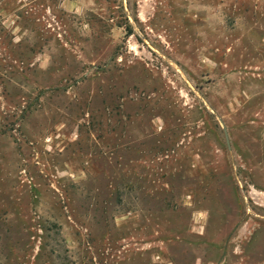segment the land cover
I'll use <instances>...</instances> for the list:
<instances>
[{"label":"rangeland","instance_id":"1","mask_svg":"<svg viewBox=\"0 0 264 264\" xmlns=\"http://www.w3.org/2000/svg\"><path fill=\"white\" fill-rule=\"evenodd\" d=\"M0 264H264V0H0Z\"/></svg>","mask_w":264,"mask_h":264},{"label":"water","instance_id":"2","mask_svg":"<svg viewBox=\"0 0 264 264\" xmlns=\"http://www.w3.org/2000/svg\"><path fill=\"white\" fill-rule=\"evenodd\" d=\"M225 138H226L227 145H228V147H229L228 137H227L226 133H225Z\"/></svg>","mask_w":264,"mask_h":264}]
</instances>
